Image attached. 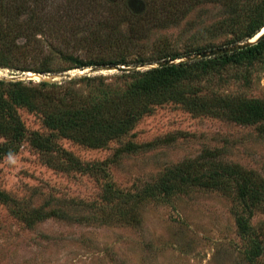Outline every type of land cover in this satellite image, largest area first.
I'll use <instances>...</instances> for the list:
<instances>
[{"label": "rangeland", "instance_id": "374dc122", "mask_svg": "<svg viewBox=\"0 0 264 264\" xmlns=\"http://www.w3.org/2000/svg\"><path fill=\"white\" fill-rule=\"evenodd\" d=\"M63 1L51 0L42 8L48 32L36 36L37 47L31 44L13 53L17 61L10 57L11 67L0 66V80L29 84L81 76L113 78L165 62L125 66L132 69L126 72L110 66L67 70L69 65L56 55L57 50L51 45L85 61L119 60L120 56L128 61L137 56L157 60L164 54L210 51L209 47L224 48L229 46L227 43L233 46L238 36L237 28L228 26L225 17L220 16L223 9L209 5L207 0H194L196 8L186 17V10L185 14L176 10L188 0H153L158 8L153 13H149L153 6L143 0H98L94 4L78 0L79 7L85 10L79 16L60 9L65 5ZM52 14L55 17H50ZM27 18L21 19L22 24L27 22L31 27L34 22ZM94 33L102 41L94 40L97 37ZM1 42L2 62L5 48ZM242 42L245 41L239 43ZM47 58L52 60L54 68H66V71L39 74L20 69L36 68ZM233 74L230 69L221 75ZM250 78L252 84L246 91L241 84L233 82L225 90L264 99V70H253ZM117 82L113 80L115 90L126 88L125 82ZM214 84L217 79L213 80ZM3 95L6 98L7 91ZM5 106L0 103V123L7 119L9 109ZM16 110L29 133L50 134L38 115L25 108ZM168 137L175 140L166 142ZM129 142L151 147L135 153L124 152ZM57 143L62 150L53 153L55 161L64 162L67 158L63 155L67 152L82 162L96 164L101 173L58 171L30 141L18 144L0 133V192L21 199L22 205H27L34 195L28 203L33 208L43 206L53 194L69 206H82L84 202L97 204L102 211L91 221L75 224L44 218L35 229H30L14 216L12 207L0 203V264H264V199L260 207L254 208L250 220L253 234L241 235L237 219L239 215L247 216L248 211L231 181L227 192L194 187L171 200L141 204L137 207L140 226L128 224L127 206L124 207L126 219L119 222L114 209L117 203L104 199L108 188L132 200L131 196L155 185L170 167L184 161L203 164L209 162V154L218 152L222 153L215 162L219 167L235 164L252 175L255 182L264 184V123L241 126L215 116H195L181 104L169 102L142 118L126 137L105 147L89 148L59 137ZM13 148L16 151L10 153ZM208 162L206 168L212 169Z\"/></svg>", "mask_w": 264, "mask_h": 264}, {"label": "trees", "instance_id": "16d2710c", "mask_svg": "<svg viewBox=\"0 0 264 264\" xmlns=\"http://www.w3.org/2000/svg\"><path fill=\"white\" fill-rule=\"evenodd\" d=\"M97 1L89 0L92 4ZM143 1L146 5L153 6L149 13L157 11L158 8L154 7L153 0ZM207 1L211 6H220L223 9L220 16L225 17L226 24L237 28L235 32L238 36L232 44L251 39L264 29V0ZM50 2L51 0H0V40L5 48L1 54L0 66L11 67L12 58L17 61L13 53L19 52L20 49L29 47L31 44L37 47L36 36L49 30L45 24L47 20L41 12L42 8ZM63 2L65 5L60 9L75 12L77 16L85 11L79 7L78 0H64ZM188 4L190 6H187ZM193 4L194 0H188L181 7H177L176 12L181 11L180 14H185L184 10H186L184 17L189 16L196 8ZM27 9H31L29 14L26 13ZM149 13H146L147 19L150 17ZM55 14L58 13L55 12ZM55 14L50 17H55ZM25 16H28L29 22L33 20L34 24L31 27L27 22H25L26 25L22 24L24 21L21 19ZM37 21L40 24H37ZM96 36V39H91L102 41L100 36ZM32 39L35 43H31ZM21 42L23 43L19 45ZM225 45L230 46L228 43ZM51 47H54L57 50L56 55H59L60 59L69 65L67 70H86L119 65L144 66L159 61L184 59L186 56L205 51V49H198L195 52L191 51L193 53L188 52L181 55L164 54L157 60L137 56L135 60L128 61L125 56H120L119 60L110 58L107 61L103 59L85 61L73 54H66L55 45ZM20 69L31 70L39 74H60L66 71V68L64 70L54 68L49 58L44 59L36 68L21 67ZM230 69L234 72L233 76L223 77L221 75ZM261 69L264 70V38L258 44L232 54L154 67L144 71L131 70L130 73H122L113 78L102 75L81 76L55 82L44 80L29 84L24 81L8 83L0 80V103L9 109L7 119H3L0 123V133L18 144L30 141L36 150L48 157L46 158L47 163L58 171L68 174L75 171L82 174H100L101 169L96 164L82 162L67 152L63 155V158H67H64V162L55 161L53 153L62 150L57 143L58 137L73 140L89 148H102L126 137L142 118L153 114L157 107L169 102L181 104L195 116H215L241 126L264 123V99L225 90L231 82L241 84L245 91L248 90L252 84L251 72ZM109 79H115L121 84L125 82L126 88H121L118 92L114 89L113 80L112 83L106 82ZM216 79L217 84L212 85L213 80ZM3 91H7L6 98ZM17 107L25 108L38 115L50 134L29 133L21 121ZM5 117L3 114V118ZM174 140L175 138L170 137L165 139L166 142ZM150 147V144L129 142L124 146L123 151L135 153ZM15 151L16 149L13 148L10 153ZM221 155L222 153L219 152L209 154V162L206 160L203 164L184 161L175 167H170L155 185L144 189L138 195L131 196L132 200L130 197H121L108 188L104 199L108 203H117L114 209L116 217L121 220L117 219L119 222L126 219L124 207L127 206L129 208L127 210L128 224L133 222L140 226L137 207L141 204L171 200L194 187L227 192L231 181L234 183L237 196L248 211L247 216H238V232L241 235H252L250 220L253 218L254 208L260 207L264 199V184L255 182L252 175L235 164L219 167L215 162H218V156ZM207 162L212 169L206 168ZM33 197L34 195L30 197L31 200ZM31 200L27 202V205H22L21 199L0 192V203L12 207L14 216L30 229H35L36 224L42 222L44 218L75 224L85 220L91 221L102 211L97 204L87 205L84 202L82 206H69L64 203L63 198L53 194L39 208L30 206L28 203H31Z\"/></svg>", "mask_w": 264, "mask_h": 264}, {"label": "water", "instance_id": "95a60500", "mask_svg": "<svg viewBox=\"0 0 264 264\" xmlns=\"http://www.w3.org/2000/svg\"><path fill=\"white\" fill-rule=\"evenodd\" d=\"M264 38V29L255 37L248 39L245 42L242 43H238L235 44L233 46H228V47H224V48H218V49H213L210 51H205V52H201L200 54H197L195 56L189 57L187 59H179V60H168L165 62H159L157 63L156 67H162V66H169V65H173V64H178V63H182V62H186V61H191V60H198V59H206V58H212V57H216L219 55H225V54H232L244 49H247L255 44H258L262 39ZM115 70H117L118 72H126V71H130L132 69H130L129 67H125V66H115L114 67ZM86 72H83L81 74H85Z\"/></svg>", "mask_w": 264, "mask_h": 264}]
</instances>
